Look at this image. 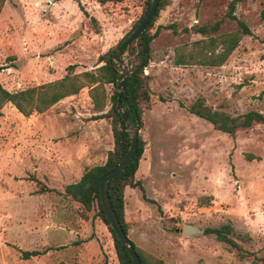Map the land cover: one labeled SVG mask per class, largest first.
Instances as JSON below:
<instances>
[{
	"label": "rangeland",
	"instance_id": "1",
	"mask_svg": "<svg viewBox=\"0 0 264 264\" xmlns=\"http://www.w3.org/2000/svg\"><path fill=\"white\" fill-rule=\"evenodd\" d=\"M74 1L95 19L85 17L68 36L54 19L64 12L63 18L80 20L72 0H62L55 11L54 0H6L0 13V65L6 66L0 83L6 89L59 79L72 64V74L96 70L99 55L131 30L147 3ZM231 11L253 34L243 36L222 65L177 64L181 55L189 59L197 51L196 41L208 37L186 28L220 22L211 36L235 32ZM160 25L144 71L150 77L151 105L143 113L140 132L146 145L136 173L154 201L145 199L140 188H128V235L154 263L264 264V123L231 135L189 110L203 98L233 117L251 110L264 115V0H170L152 32ZM128 56L122 66L131 68ZM113 91L106 83L99 92L103 110L95 106L88 87L30 116L10 102L3 106L0 264H119L98 204L87 210L65 192L67 184L78 181L86 168L104 163L114 148L111 119L97 117L110 109ZM185 223L201 232L183 236L177 228ZM227 223L242 253L204 233L206 227ZM22 250L45 252L24 259Z\"/></svg>",
	"mask_w": 264,
	"mask_h": 264
},
{
	"label": "trees",
	"instance_id": "2",
	"mask_svg": "<svg viewBox=\"0 0 264 264\" xmlns=\"http://www.w3.org/2000/svg\"><path fill=\"white\" fill-rule=\"evenodd\" d=\"M96 1L100 4H105L109 1L118 2L122 0ZM5 2L6 0H0V13ZM169 2L170 0H159L156 14L146 30L129 46L125 47L123 51H120L119 48L132 36L145 18L151 3V0H147L143 14L134 22L131 30L126 33L116 45L110 47L105 53L99 55L98 66L94 71L87 70L79 74H72L70 70L75 67V65L72 64L68 66L69 71L67 75L59 80L17 91H10L0 83V116L3 114L2 108L7 102L12 103L18 111L25 116H30L34 113H43L66 96L78 94L84 87L90 88V94L95 106L97 105L99 110H103L104 104L101 102L102 98H99V92H104V86L106 83L113 85L114 91L111 95V107L107 112L102 113L97 117H108L111 119L114 135V148L108 153L107 159L104 163L86 168L78 181L67 184L65 186V192L69 197L79 202L87 210H90L95 203L98 204L100 208V216L108 225V228L114 237V246L119 264H134V261L122 240L112 227L103 208L100 197V183L102 178L121 162L130 146V136L128 132L129 124L123 120L121 113L117 109V96L121 80L124 77L122 63L124 57L128 53L129 64L131 65V76L121 95V108L127 113L129 119L135 123L139 130H141L144 126L143 113L145 109L151 105L150 77L146 75L144 71L151 60V43L156 37H158L163 26H158L154 32H152V28L160 11L167 6ZM78 3L87 17L95 19L90 16L89 12L84 8L80 1H78ZM233 7L234 2L232 10ZM229 16L237 21L238 28L235 32L220 37L211 36L212 33L217 32L220 29V22H216L212 25L186 28V31L200 33L208 37L196 41L195 44L198 46L197 51L190 53L189 59L181 55L177 60V64L198 62L200 64L213 66L222 65L232 51L238 46L242 37L253 34L247 23L234 15L232 11L229 13ZM220 46L222 51L218 52L217 49ZM5 68L6 66L0 65V71ZM189 110L196 116L212 123L216 129L227 132L231 135H234L238 128L251 127L255 122L264 123V115L259 111L251 110L233 117L228 113L214 110L211 106L205 103L203 98H199L191 105ZM145 145L146 142L140 132L138 149L133 160L129 163L128 167L122 174L111 179L108 184L112 206L127 234L129 225L125 217V188L127 186L132 188L138 187L143 192L145 199L152 202L154 201L151 198H148L141 180L136 178V173L145 151ZM46 190L47 187H41V191ZM201 203L206 204L202 199ZM204 233L215 235L217 240L227 243L232 248H236L239 253H242L243 251L241 244L232 237L234 228L230 223L224 224L220 227H206ZM133 244L139 254L142 264L161 263V260L152 258L156 261L154 263L144 255L134 241ZM44 252L45 250H22V258L30 259L31 257L41 255ZM243 255L244 254H241V256ZM102 264H108V262L104 261Z\"/></svg>",
	"mask_w": 264,
	"mask_h": 264
},
{
	"label": "water",
	"instance_id": "3",
	"mask_svg": "<svg viewBox=\"0 0 264 264\" xmlns=\"http://www.w3.org/2000/svg\"><path fill=\"white\" fill-rule=\"evenodd\" d=\"M158 5H159V0H151L150 7H149V10H148L145 18L143 19V21L141 22V24L139 25L137 30L132 34V36L130 38H128L126 40V42L119 48L120 51H123V49L125 47L129 46L133 41H135L146 30V28L151 23L152 19L154 18L155 14H156V11L158 9ZM123 68H124V77L121 80V85H120L118 96H117V109L121 113L123 120L129 124L128 132H129V136H130V146H129L127 153L125 154V156L121 160V162L113 170H111L108 174H106L102 178L101 183H100V197H101V202H102L103 208L107 214V217H108L112 227L114 228V230L116 231V233L118 234V236L122 240L124 246L126 247L128 252L130 253L131 257L133 258L134 264H142L141 259L139 257V254L137 253V251L134 247L133 240L125 232V230H124V228H123V226H122V224H121V222H120V220H119V218H118V216H117V214H116V212L112 206V203L110 200V195H109V190H108L109 181L111 179L116 178L117 176H119L120 174H122L126 170L129 163L133 160V158L137 152L138 144H139L140 130L135 125V123H133L129 119L127 113L124 112L121 108V103H120L121 95H122L123 91L125 90L126 83L131 76V68H129L127 64H125ZM177 231L181 232L183 234V236L191 237V236H195V235L199 234L201 232V228H199L198 226L191 224V223H185L182 228H177Z\"/></svg>",
	"mask_w": 264,
	"mask_h": 264
},
{
	"label": "crops",
	"instance_id": "4",
	"mask_svg": "<svg viewBox=\"0 0 264 264\" xmlns=\"http://www.w3.org/2000/svg\"><path fill=\"white\" fill-rule=\"evenodd\" d=\"M73 2H75L74 0H72ZM55 3H54V5H52L51 7L53 8V10L55 11V7L57 6L56 4H59L60 6H61V2H62V0H59V1H54ZM48 3H49V1H48ZM77 5H78V8H79V11H78V13H79V15H80V20H78L77 22H72L70 19H69V17L68 16H65L64 18L62 17V15L64 14V12H61V15L59 16V18H58V16L56 17L55 15H53L54 14V12H53V14L51 15V16H54L53 17V19H54V21H55V25H58L57 27L59 28L60 27V29H63L64 31H61V33H65L64 35H68L69 36V34H71V31L72 30H74V29H76L77 27H78V25H79V23L80 22H82L83 20H84V18L86 17V18H90V17H87L85 14H84V12L81 10V8H80V6H79V3H78V1H76L75 2ZM50 4H53V2L52 1H50ZM82 4V3H81ZM83 5V4H82ZM84 6V5H83ZM85 8V7H84ZM86 9V8H85ZM88 11V10H87ZM82 12V14H80ZM89 12V11H88ZM90 14V13H89ZM91 16V15H90ZM91 17H93V16H91ZM52 19V18H51ZM69 32V33H68ZM72 33H73V31H72ZM48 37H51V35H49ZM57 38H60V34L59 35H57ZM61 78H63V77H61ZM61 78H59V79H61ZM59 79H55V80H59ZM55 80H52V81H55ZM52 81H49V82H52ZM48 83V82H47ZM85 88V87H84ZM89 88V87H88ZM89 92H90V88H89ZM74 95H76V94H74ZM74 95H69V96H66L65 98H63L62 100H60L59 102H57L55 105H57L58 103H60V102H62V101H66L67 99H70V97H72V96H74ZM91 96V95H90ZM55 105H53V106H55ZM52 106V107H53ZM51 107V108H52ZM50 108V109H51ZM49 110V109H48ZM130 186H127L126 188H125V195H126V191L128 190V188H129Z\"/></svg>",
	"mask_w": 264,
	"mask_h": 264
}]
</instances>
